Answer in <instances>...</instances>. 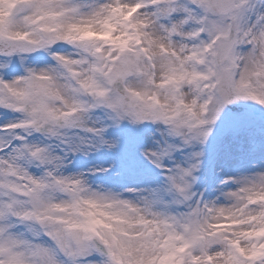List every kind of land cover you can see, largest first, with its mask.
I'll return each instance as SVG.
<instances>
[{"label":"snow or ice","instance_id":"6c2138e0","mask_svg":"<svg viewBox=\"0 0 264 264\" xmlns=\"http://www.w3.org/2000/svg\"><path fill=\"white\" fill-rule=\"evenodd\" d=\"M0 264H264V0H0Z\"/></svg>","mask_w":264,"mask_h":264}]
</instances>
